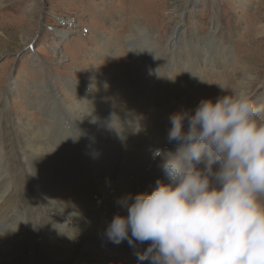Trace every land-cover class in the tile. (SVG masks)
<instances>
[{"label":"bare ground","instance_id":"obj_1","mask_svg":"<svg viewBox=\"0 0 264 264\" xmlns=\"http://www.w3.org/2000/svg\"><path fill=\"white\" fill-rule=\"evenodd\" d=\"M134 31L129 40L139 31L138 24L134 25ZM209 33L206 37L199 31L195 33L188 45L191 51L187 53L186 63L171 62L177 56L172 51L159 54L156 50L160 64L146 66L140 62L143 56L131 47L128 63L111 67L104 72V77L91 70L93 81L87 87L77 85L76 104L58 105L71 114V121H78L81 130L92 137L91 142L94 140L96 151L90 155L91 160L82 167V172L75 168L68 146V151H64L67 143L71 144V149H79L72 132L66 135L63 146L60 143L59 151L50 132L53 127L51 117L46 116L47 123L23 122L20 134L11 127L13 118L4 108L5 146L0 149V264H41L44 254L57 253L63 258V251L55 249L58 244L56 232L73 234L81 229L88 231L87 245L84 244L86 247L82 251L71 253L68 264H137V253L143 252L145 245L135 243L130 246L127 240L114 244L108 240L106 229L117 213L127 214L126 208L118 203L122 197L131 194L134 199L140 192L154 190L158 180L167 182L161 168L162 158L154 157L153 152L156 149L176 150L177 144L167 140L169 116L180 110L194 112L204 99L199 75L209 66V51L218 48L215 43L219 49L225 48L217 30ZM207 37L210 38L205 51ZM155 40L152 41L153 50L157 49ZM111 42V48L105 45L104 55L116 49L117 43ZM148 51L153 52L150 48ZM165 59L170 68L165 67ZM49 87L47 90H51ZM46 106H49L48 97L41 100L38 110H46L45 113L58 110L56 105L50 109ZM95 107L97 114L108 117L106 125L111 134H103L94 122L91 124L96 119L93 117L92 120L88 114ZM148 130L152 132L146 133ZM94 135L98 140L93 138ZM132 153L141 162L133 174L124 178L121 166L128 163ZM65 156H69V163H64ZM111 167H114V175L109 173ZM87 168H101L100 172L104 171L106 176L101 175L99 180L92 182L94 185H89L88 178L93 174ZM76 170L78 176L73 175ZM109 177L113 179L108 180ZM93 193L97 196H92ZM53 208H59L67 216L55 217ZM79 214H83L82 219L72 223L71 217ZM144 264H150V261L146 260Z\"/></svg>","mask_w":264,"mask_h":264},{"label":"rangeland","instance_id":"obj_2","mask_svg":"<svg viewBox=\"0 0 264 264\" xmlns=\"http://www.w3.org/2000/svg\"><path fill=\"white\" fill-rule=\"evenodd\" d=\"M135 24L139 31L129 40ZM212 30H217L225 48L219 49L215 43L218 48L209 51L211 62L199 75L203 97L227 94L218 85L227 83L229 87L247 88L256 100L264 103V0H0V149L5 146L4 108L13 118L11 127L19 133L24 123H47L49 116L53 121L50 132L59 151L66 135L74 134L79 149H71L67 143L64 151H68V146L75 168L82 172L96 151L94 140L91 142L92 137L81 130L78 121H71V114L59 107L76 104L77 85L87 87L93 81L91 70L104 77L111 67L128 63L131 47L143 56L140 62L146 66L160 64L156 50L159 54L172 51L177 56L171 62L186 63L191 51L188 45L195 33L199 31L206 37ZM209 38L204 42L205 51ZM111 41L117 43L116 49L104 55L105 45L113 46ZM168 63L165 59L166 68H170ZM48 86L51 90H47ZM46 97L49 102L46 109L56 105L58 110L46 113L38 110ZM90 113L88 116L96 119L91 124L94 122L103 134H111L106 125L108 117L97 114L96 107ZM93 138L98 140L95 135ZM139 160L133 153L128 156V163L121 166L124 178L135 172ZM68 161L69 156H65L64 163ZM113 168H109V173L114 175ZM100 170L87 168L93 174L88 178L89 185H94L101 175L106 176ZM73 175L78 176L77 170ZM52 213L57 218L67 216L59 208H53ZM82 217L83 214L74 215L70 220L78 223ZM56 235L55 249L63 251V258L57 253L44 254L41 264H68L69 256L87 245L86 229L73 234L57 231ZM148 244L138 243L145 248Z\"/></svg>","mask_w":264,"mask_h":264},{"label":"clouds","instance_id":"obj_3","mask_svg":"<svg viewBox=\"0 0 264 264\" xmlns=\"http://www.w3.org/2000/svg\"><path fill=\"white\" fill-rule=\"evenodd\" d=\"M218 85L227 94L169 116L177 148L153 152L167 182L118 201L127 214L106 236L149 242L137 264H264V103L243 86Z\"/></svg>","mask_w":264,"mask_h":264}]
</instances>
